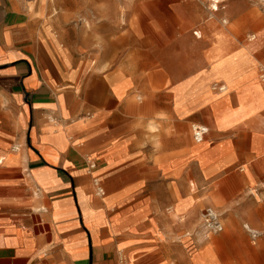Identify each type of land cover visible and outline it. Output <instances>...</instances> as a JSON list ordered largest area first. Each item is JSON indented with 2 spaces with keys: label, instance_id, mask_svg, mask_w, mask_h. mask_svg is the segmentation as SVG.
<instances>
[{
  "label": "crops",
  "instance_id": "crops-1",
  "mask_svg": "<svg viewBox=\"0 0 264 264\" xmlns=\"http://www.w3.org/2000/svg\"><path fill=\"white\" fill-rule=\"evenodd\" d=\"M263 44L249 35L194 88L202 71L130 76L58 55L20 0H0V264L250 262L240 249L264 231V89L251 79ZM192 124L208 128L200 143ZM207 210L222 226L211 238Z\"/></svg>",
  "mask_w": 264,
  "mask_h": 264
},
{
  "label": "rangeland",
  "instance_id": "rangeland-1",
  "mask_svg": "<svg viewBox=\"0 0 264 264\" xmlns=\"http://www.w3.org/2000/svg\"><path fill=\"white\" fill-rule=\"evenodd\" d=\"M20 1L29 13L31 26L40 44L58 55L64 53L71 60H84L95 68L100 65V69H114L125 64L130 76L142 75L147 70L163 66L175 70L178 78L202 71L194 88L202 80L207 65L210 68V64L217 59L232 58V51L244 47L249 35L258 37L264 33V0ZM189 4L193 9L201 10V23L193 22L189 11L184 9V5ZM230 10L233 13L227 18L226 12ZM149 14L152 16L148 17ZM211 21L230 34L210 32L207 23ZM222 21L226 24L223 25ZM230 22L241 26H229ZM195 31L200 32L202 38ZM231 34H237L239 38L235 39ZM226 38L230 40L229 45ZM218 48L221 55L216 53ZM253 53L256 74L251 79L264 89V84L257 77V73L264 71V44ZM152 60H156L155 66H141L145 61ZM171 62L175 65H170ZM131 63L140 65L130 66ZM160 74L158 72V77L163 80ZM223 232L228 230L223 228ZM251 235L256 237V241H250L240 252L251 256L252 260L243 264H264V231ZM208 237L212 235L208 233ZM227 251L232 254L237 249Z\"/></svg>",
  "mask_w": 264,
  "mask_h": 264
},
{
  "label": "built area",
  "instance_id": "built-area-1",
  "mask_svg": "<svg viewBox=\"0 0 264 264\" xmlns=\"http://www.w3.org/2000/svg\"><path fill=\"white\" fill-rule=\"evenodd\" d=\"M259 80L264 84V71H261ZM212 88L218 92H222L224 90V86L218 84H214ZM191 133L193 141L195 143H199L208 134V128L201 124H192ZM91 167H93V165H91ZM202 227L205 232H220L222 230L220 216L211 210L205 211L202 217Z\"/></svg>",
  "mask_w": 264,
  "mask_h": 264
},
{
  "label": "bare ground",
  "instance_id": "bare-ground-1",
  "mask_svg": "<svg viewBox=\"0 0 264 264\" xmlns=\"http://www.w3.org/2000/svg\"><path fill=\"white\" fill-rule=\"evenodd\" d=\"M184 1H187V0H184ZM222 24L223 25H225L226 23H225V21H222ZM259 77H260V73L258 74V79H259ZM260 81V80H259ZM260 83H261V81H260ZM223 90V89H222ZM224 90H225V88H224ZM223 90V91H224ZM193 140V139H192ZM194 142V141H193ZM195 143V142H194ZM200 143V142H199ZM222 231V230H221ZM207 233V232H206ZM209 234H216V233H212V232H208ZM217 233H219V232H217Z\"/></svg>",
  "mask_w": 264,
  "mask_h": 264
}]
</instances>
